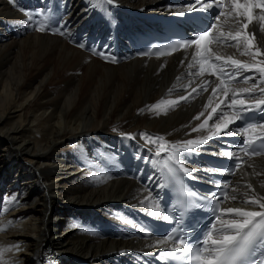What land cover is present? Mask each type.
<instances>
[{
    "label": "bare ground",
    "instance_id": "obj_1",
    "mask_svg": "<svg viewBox=\"0 0 264 264\" xmlns=\"http://www.w3.org/2000/svg\"><path fill=\"white\" fill-rule=\"evenodd\" d=\"M160 2L0 0V249H10L2 257L6 264H42L46 248L54 253V264H128L133 249L165 243L134 235L130 216L152 207L156 190L132 175L141 172L153 185L161 142L173 147L210 137L224 107L205 128L192 129L224 100L223 90L213 95L218 84L212 80L207 91L189 96L206 80L194 71L190 49L112 62L66 40L93 24L105 26L106 56L118 30H129L128 9ZM56 12L64 28L49 27ZM42 24L45 30L39 31ZM216 26L224 33L241 30L224 16ZM247 31L256 33L254 44L264 52L259 21ZM213 48L216 55L249 65L264 60L242 55V40L239 47L231 42ZM239 73L244 78L232 91L254 84L264 88V72L241 68ZM180 96L189 98L166 103ZM241 98L251 102L264 99V93ZM234 180L223 209L262 211L245 200L264 202V155L249 159ZM119 230L121 236L112 234Z\"/></svg>",
    "mask_w": 264,
    "mask_h": 264
},
{
    "label": "snow or ice",
    "instance_id": "obj_2",
    "mask_svg": "<svg viewBox=\"0 0 264 264\" xmlns=\"http://www.w3.org/2000/svg\"><path fill=\"white\" fill-rule=\"evenodd\" d=\"M104 2L107 4H113L114 0H104ZM228 5H230L229 10L219 12L216 19L219 21L221 16L231 18L234 24L240 26L241 30L236 31L234 34L233 32L224 33L223 31H219V26H216L218 35H214L212 28L210 27L207 30L199 31L193 39L184 40L179 44L180 48H188L190 46L195 47L196 51L193 55V60L199 58L200 62V71L197 73L198 75H203L205 72H210L211 75H217L218 71L224 72V69H218L217 65L211 62L213 59L221 61L225 65L230 63L235 69L257 68L259 71L264 72V67H262V65H264V60H259L256 64L249 65L241 60L234 59L231 56L225 58L223 56L216 55L213 53L211 48V45L214 42H235V46L239 47L240 41L242 40L244 45V51L241 53L242 55H251L253 60L259 56H264V52H262L259 47L254 44L256 33L249 35L247 31L249 25L253 24L257 20L259 21L260 29L264 31V0H227V5L223 3V0H207V2H204V0H197V4L195 6L187 9V13L195 11L197 7L200 8V10L208 11L214 8H225ZM257 9L260 10L259 16L256 15ZM187 13L180 12L177 13V15L183 16ZM45 27L46 25L42 24L38 30L44 31ZM99 54L101 56L104 55L103 53ZM112 62L116 61L113 59ZM161 67H164V65H161ZM189 67H191V64ZM224 74L228 75L229 82L226 83L224 79H220V83L211 90L212 94L215 95L219 89H222L224 100H222L221 103H217L215 107H212L211 111L207 113L204 122L197 128H193L192 132H197L200 129L205 128L209 120H212L213 117L216 116L223 107H225V100H227L230 95L229 83L236 79V77L227 72H224ZM217 78L219 79L220 77L218 76ZM207 83L208 81H205L203 84L193 88L192 92L189 93V96L197 93V91L201 88H203L204 91H207ZM257 90L264 93V88L257 89L255 84L252 88H241L239 90L231 91V103L226 106L231 109L239 107L244 111L264 107V99L254 100L251 102L243 98L237 99V96H243L245 93L252 95ZM189 96H180L177 100L167 101L166 103L176 104L180 101L188 99ZM209 100L211 102V97ZM207 106L208 105H205V107ZM151 107L156 108L158 105H152ZM140 111H143V109ZM203 115V113H200L193 119L199 120ZM242 118V112L238 113L233 111L231 115H229L228 112H223V114L219 115L216 122L212 125V129L214 130L211 131L210 137L196 140L189 139L183 142H178L170 149L171 155L168 157L169 161L173 163L174 167L178 166L179 170H182L185 175L190 176L191 170L184 167L183 164L180 163V161L184 159V154L196 151L201 145H205L211 137L228 134L231 132V126ZM261 129H264V125H261ZM249 132L253 134L254 139H248L245 141V144L249 146L246 154L251 153L259 155V153L254 152L250 146L255 144L256 140L264 142V134L256 136L255 134L257 129L252 125L243 129V134H247ZM159 139L163 141L162 137ZM153 142L154 141L149 140V143ZM166 150V142H161L159 144L157 155L165 152ZM224 155H227L230 158H235V154L232 152L224 153ZM236 166L239 168L240 164H237ZM247 187L251 188L252 186L247 185ZM235 198L236 197H232V199ZM245 203L256 204L260 209L264 210V202L260 199L250 198L245 200ZM221 215H234L236 218L221 219L219 216L216 217L220 227L217 229L214 224L213 229L218 232L219 235H214L213 231L207 232L204 239L200 242L203 246H197L195 248L189 247V242L180 239L174 251L188 253L191 260L195 261L196 264H264V254H262L259 261L250 259L252 250L258 244L264 243V211H250L243 208H226L221 210ZM9 224H11V222H9ZM2 230L4 229H0V231ZM9 250L10 249H0V264H6L2 257L4 252Z\"/></svg>",
    "mask_w": 264,
    "mask_h": 264
},
{
    "label": "rangeland",
    "instance_id": "obj_3",
    "mask_svg": "<svg viewBox=\"0 0 264 264\" xmlns=\"http://www.w3.org/2000/svg\"><path fill=\"white\" fill-rule=\"evenodd\" d=\"M60 221H62V220H60Z\"/></svg>",
    "mask_w": 264,
    "mask_h": 264
}]
</instances>
